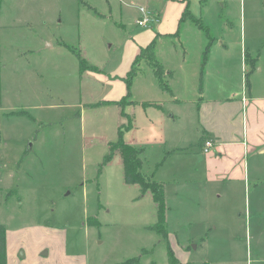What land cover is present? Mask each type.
Masks as SVG:
<instances>
[{
    "label": "rangeland",
    "instance_id": "obj_1",
    "mask_svg": "<svg viewBox=\"0 0 264 264\" xmlns=\"http://www.w3.org/2000/svg\"><path fill=\"white\" fill-rule=\"evenodd\" d=\"M215 1V15L213 5L205 11L204 0L194 1L196 14L205 12L212 37L225 41L233 56L243 49L244 54L261 56L264 63V0ZM106 3L0 0V183L6 191H0V216L13 231L11 243L17 248L20 264H123L133 257H141L140 264L168 263L165 239L150 229L158 218L152 195L124 181L120 149L111 162L104 163V159L110 153L109 143L119 138L120 125L129 121L127 144L140 149L141 129L148 133L147 114H157L158 107L139 102L170 96L157 93L160 89L152 68L155 59L164 70L179 66L184 57L190 67H196L208 40L201 29L178 37L162 36L157 22L140 26L138 20L144 15L140 6L148 8L146 0H134L132 7L122 10L114 5L111 11L106 10ZM157 35L156 58L144 53L139 60L130 100L117 105L95 104L107 94L103 85L107 79L126 84L139 47ZM63 42L82 51L88 64L102 70L81 72L78 55ZM216 49L214 57L220 55ZM189 74L187 80L177 74V84L181 90L188 85L184 90L192 95L197 80ZM164 81L168 90L173 80L165 71ZM190 130L186 139L196 140L197 129ZM166 133V140L159 132V140L148 144L141 154L144 172L150 175V169L158 167L155 163L165 165L155 180L173 173L172 159L165 162V158L176 151H172V137ZM196 146L189 144L185 150L197 153ZM191 164L182 161L181 170L189 172ZM12 170L13 177L8 174ZM168 181L172 199L175 181ZM7 189L12 190L6 196ZM250 197H255L254 191L241 192L239 199ZM185 199L189 201L188 194ZM179 228L181 239L199 233L195 226ZM240 238L245 244L239 247L241 254L250 250L254 256L264 255V236ZM212 243L220 256L232 249L225 239L213 238Z\"/></svg>",
    "mask_w": 264,
    "mask_h": 264
},
{
    "label": "crops",
    "instance_id": "obj_2",
    "mask_svg": "<svg viewBox=\"0 0 264 264\" xmlns=\"http://www.w3.org/2000/svg\"><path fill=\"white\" fill-rule=\"evenodd\" d=\"M194 1L198 2L199 0H146L148 8L144 5L140 6L143 16L149 12L156 15V18L160 17L155 22L159 23L158 29L162 36L177 35L182 37L185 34L190 36L187 33L200 32L196 30L201 29L205 31L208 40L196 67L189 66L190 61L187 57L180 60L179 66L166 67L165 74L170 75L173 80V84L168 90L163 87L159 77L153 71L160 89L157 93L168 92L170 95L168 98L138 101L141 105L158 107L157 114H147L145 129L148 133L141 129V148L146 152L148 144L156 143L154 140H159L156 136L159 135V132L163 137L162 140H166V132H169L168 136L172 137L173 144L171 149L176 151L165 158V162H170L172 159L173 173L170 176L162 174L163 179L156 180L162 182L165 189L167 237L164 238L155 230H151L165 239L167 243V264H264L263 254L254 256L250 250H244V253L241 254V249H239L240 245L245 246L244 240L240 238L242 235L264 236V221L261 220L264 216V197L262 196L264 195L263 59L261 56L255 57L247 52L244 54L243 49L237 56H233L225 41L217 42L218 40L212 37L211 26L204 19L205 12L196 14ZM204 1L206 2L205 11L213 5L215 15L217 1ZM133 3L134 0H107L106 10L111 11L114 5L122 10L124 6L132 7ZM88 5L94 9L92 5ZM185 11H189L191 15L182 21ZM95 12L100 13L98 9ZM191 16L201 19L207 30L196 24ZM155 22L149 25H155ZM226 27L228 31L232 30L230 25H226ZM157 37L158 35L145 45L141 44L127 75L133 68L142 48L152 42H155L156 47ZM200 44L203 46V40ZM66 46L72 50L68 43ZM215 48L220 55L214 57ZM206 51L208 52L207 58L204 59ZM86 62L88 63L87 58ZM89 65L94 66L96 70H102L99 65ZM250 65V70L246 72ZM190 72L192 73L191 77H194L195 81L197 80L193 86L194 93L192 95H189L188 90H184L188 85H184L181 90L177 84V74H183L187 80ZM103 85L107 94L105 98L95 104H121L122 100L131 93L127 77L126 84L112 78V80L107 79ZM11 112L15 113L16 111L11 109ZM128 125L129 123H123L119 129ZM193 127L197 129V139H186L188 134H192L190 129ZM127 131L124 132V137ZM208 139L213 141V146L210 147V151L206 152L204 144ZM125 140L127 141L126 137ZM34 144L32 143L30 148ZM189 144L192 146L198 144L195 147L197 153L185 150ZM26 150L22 152L24 156ZM163 155L161 157L164 158ZM142 160L143 173L153 176L151 178L155 180L154 176L160 175L161 169L165 165L161 164L162 162L155 163L158 167L153 165L154 168L150 169V175L149 171L144 172L146 163L144 159ZM182 161L192 163L189 172L184 173L181 170ZM8 174L13 177L15 172L14 170L8 171ZM168 179L175 181L171 188L172 199L169 198L170 189H168L167 183L171 182ZM0 180L2 179L0 178ZM190 183L192 187H189ZM194 183L198 186L197 189L193 187ZM0 184V191L5 194L2 182ZM7 190L9 191L6 196L12 189ZM246 191H254L255 197H250L249 200L246 198L240 200V193ZM186 193L190 198L189 201L185 199ZM230 193H233L232 200L229 199ZM173 214H175L174 218ZM0 223L4 224L7 230L8 264H20L17 248L15 244L11 243L13 231L1 220V216ZM184 226L189 228L195 226L199 229V233L194 237L181 239L179 227ZM170 227L175 229L170 230ZM190 233L191 231H189ZM213 238L225 239L232 249L225 250V254L220 256V250L214 249ZM144 251L147 252L146 249Z\"/></svg>",
    "mask_w": 264,
    "mask_h": 264
},
{
    "label": "trees",
    "instance_id": "obj_3",
    "mask_svg": "<svg viewBox=\"0 0 264 264\" xmlns=\"http://www.w3.org/2000/svg\"><path fill=\"white\" fill-rule=\"evenodd\" d=\"M190 15L191 13L189 11H185L182 21H184L186 18H189L188 16ZM192 19L196 24L207 30V28L204 27L201 19L195 17H192ZM71 49L74 50L78 55L79 64L81 65L82 71L89 68L96 70L94 66H90L86 62V58L83 56L82 53L78 52L73 48ZM155 51H156L155 42H152L148 46L142 48L140 55L137 57V59L134 62L133 68L130 70V72L127 75V83L129 89L131 88L132 81L134 79L133 77L137 73L136 67L139 64L138 63L139 60L143 58L144 53H150L153 58H156ZM207 53L208 52L206 51L204 59L207 58ZM155 60L157 61H156V65L153 66L154 71L156 75L159 77L163 87L167 89L168 87L166 86V83L164 81V69L162 68V64L161 62H158V58H156ZM130 96L131 93H129L128 97L123 99L122 102L128 101ZM131 125L132 124L129 121L128 126L121 127L119 129V134H118L119 138L115 142L109 143L110 153L106 155L104 159V163H109L113 160L115 154L117 153L116 150L120 149L122 151V153L120 152V155L122 159V165L124 167V181L130 185L131 184L139 185L143 194H145L146 192H150L151 195H153L158 210L157 213L158 221L154 225L150 226V229L155 230L159 235L166 238L167 237V225H166L167 204H166L164 184L162 182H158L152 179L151 176L147 175L146 173L145 174L143 173L142 170L143 160L141 154L144 153V149L143 148L137 149L134 148V146L129 147L124 137V132L126 130H129ZM178 150L183 151L182 149H178ZM6 238H7V230L5 228V225L0 223V264H8ZM140 260L141 257H133V259L127 260L123 264H140Z\"/></svg>",
    "mask_w": 264,
    "mask_h": 264
},
{
    "label": "built area",
    "instance_id": "obj_4",
    "mask_svg": "<svg viewBox=\"0 0 264 264\" xmlns=\"http://www.w3.org/2000/svg\"><path fill=\"white\" fill-rule=\"evenodd\" d=\"M144 10V9H143ZM156 20H158V18H156V15H150V14H147L143 17L140 18V20H138V24L141 26H149L150 23H153L155 22ZM204 149L206 152L210 151V147L213 146V141L208 139L205 144H204Z\"/></svg>",
    "mask_w": 264,
    "mask_h": 264
},
{
    "label": "water",
    "instance_id": "obj_5",
    "mask_svg": "<svg viewBox=\"0 0 264 264\" xmlns=\"http://www.w3.org/2000/svg\"><path fill=\"white\" fill-rule=\"evenodd\" d=\"M46 253V252H45ZM21 255H23V253H21Z\"/></svg>",
    "mask_w": 264,
    "mask_h": 264
}]
</instances>
